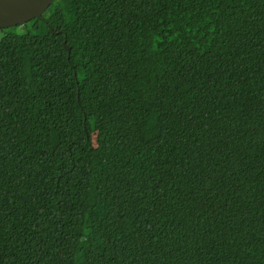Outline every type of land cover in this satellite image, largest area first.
Masks as SVG:
<instances>
[{
    "label": "trees",
    "instance_id": "obj_1",
    "mask_svg": "<svg viewBox=\"0 0 264 264\" xmlns=\"http://www.w3.org/2000/svg\"><path fill=\"white\" fill-rule=\"evenodd\" d=\"M27 23L0 39V264H264V0Z\"/></svg>",
    "mask_w": 264,
    "mask_h": 264
},
{
    "label": "water",
    "instance_id": "obj_2",
    "mask_svg": "<svg viewBox=\"0 0 264 264\" xmlns=\"http://www.w3.org/2000/svg\"><path fill=\"white\" fill-rule=\"evenodd\" d=\"M54 0H0V30L25 24L43 13ZM70 53V47L64 42Z\"/></svg>",
    "mask_w": 264,
    "mask_h": 264
},
{
    "label": "rangeland",
    "instance_id": "obj_3",
    "mask_svg": "<svg viewBox=\"0 0 264 264\" xmlns=\"http://www.w3.org/2000/svg\"><path fill=\"white\" fill-rule=\"evenodd\" d=\"M26 24V23H25ZM25 24H22V25H17V26H14V27H11L9 28V30H3L1 29L0 30V39L5 35L7 34L8 32H12V31H15V32H19V33H25L27 31H31V26L32 24L31 23H27V26H23ZM8 29V28H7Z\"/></svg>",
    "mask_w": 264,
    "mask_h": 264
}]
</instances>
